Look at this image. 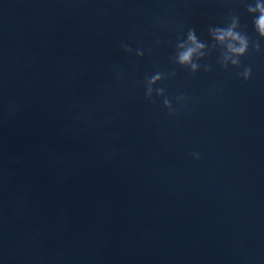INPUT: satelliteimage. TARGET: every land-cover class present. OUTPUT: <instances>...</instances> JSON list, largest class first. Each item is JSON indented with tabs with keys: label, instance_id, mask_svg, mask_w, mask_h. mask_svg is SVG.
Segmentation results:
<instances>
[{
	"label": "water",
	"instance_id": "1",
	"mask_svg": "<svg viewBox=\"0 0 264 264\" xmlns=\"http://www.w3.org/2000/svg\"><path fill=\"white\" fill-rule=\"evenodd\" d=\"M255 3L0 0V264H264ZM230 16L239 68L208 32ZM192 28L210 48L195 73L173 60Z\"/></svg>",
	"mask_w": 264,
	"mask_h": 264
},
{
	"label": "clouds",
	"instance_id": "2",
	"mask_svg": "<svg viewBox=\"0 0 264 264\" xmlns=\"http://www.w3.org/2000/svg\"><path fill=\"white\" fill-rule=\"evenodd\" d=\"M247 11L252 14L258 13V15L253 18V26L258 36L264 38V2H262V0H256L254 6L252 4L247 6ZM228 19L230 22L225 27L209 26L208 32L213 40L211 48L220 46L222 49L219 63L223 68H227L229 64L239 68L241 67L240 57L248 54L250 39L247 34L237 30L240 28L239 17L230 16ZM122 47H124L126 51H132V49L126 44L122 45ZM252 47L254 50L260 51V42L258 40L253 41ZM176 49V54L173 57L174 62L182 67L188 68L191 73H195L200 69L201 65L198 61L205 57L208 54V51H210L209 46L199 40L194 28L188 30L187 38L182 42H178L176 44ZM136 54L142 56L144 53L142 50L137 49ZM203 67L205 71H211V65L205 64ZM171 74L175 75V72ZM237 75L244 80H249L252 75V67H244L243 71L238 72ZM163 79H165V74L161 72H157L154 75L145 78L146 98L151 99L154 91L153 85ZM155 93L157 96L164 97L163 105L168 109L169 114H174L176 110L173 109L170 99L165 96V89L162 87L156 88ZM176 99L177 101H181L186 98L183 95H180L177 96ZM193 155L198 157V154L196 153H193Z\"/></svg>",
	"mask_w": 264,
	"mask_h": 264
}]
</instances>
